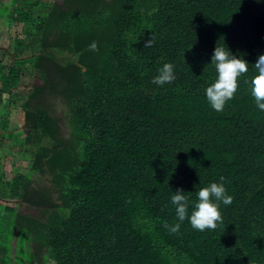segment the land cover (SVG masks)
Here are the masks:
<instances>
[{
    "label": "trees",
    "instance_id": "16d2710c",
    "mask_svg": "<svg viewBox=\"0 0 264 264\" xmlns=\"http://www.w3.org/2000/svg\"><path fill=\"white\" fill-rule=\"evenodd\" d=\"M0 12V145H12L0 224L14 238L39 239L54 264H264V111L245 82L264 53V0H0ZM216 44L248 63L219 112L204 94ZM165 62L175 79L155 85ZM221 176L232 202L216 228L178 221L172 191L195 200Z\"/></svg>",
    "mask_w": 264,
    "mask_h": 264
},
{
    "label": "clouds",
    "instance_id": "9594fccd",
    "mask_svg": "<svg viewBox=\"0 0 264 264\" xmlns=\"http://www.w3.org/2000/svg\"><path fill=\"white\" fill-rule=\"evenodd\" d=\"M150 44L151 40L147 42L148 46ZM91 47L95 49V44H92ZM210 64L214 65L215 79L205 87L204 94L210 107L219 112L223 110L226 102L233 98L237 89L238 78L248 72V63L243 57L233 54L227 46H217L216 44L211 55ZM253 65L255 66V72L251 75L250 79H246L245 82L249 86L250 94L256 107L259 110L264 111V53L258 55ZM33 79L37 78L33 77ZM174 79L173 64L165 62L157 70V74L152 78L151 82L155 85L162 86L172 82ZM18 109L20 112L22 107H17L11 117L13 126H15L13 117L19 113L17 112ZM23 126L24 116L22 121V127ZM223 180L224 177L221 176L219 178L220 182H210L206 186L200 187L196 190L195 200H190L189 197L184 195V191H181L180 189L172 191L170 202L175 207V215L178 221L182 222L187 218L191 227L198 231L215 229L217 223L221 222L222 219L219 212V205L221 203L223 205H230L232 202V196L227 193ZM189 208H191L190 213ZM178 228L179 224H176L173 225L170 230L175 232ZM28 237L25 239L26 242ZM2 255L3 254L0 256L2 257ZM45 260L47 261L43 262ZM45 260H42V264H54L49 258H47V256Z\"/></svg>",
    "mask_w": 264,
    "mask_h": 264
},
{
    "label": "rangeland",
    "instance_id": "374dc122",
    "mask_svg": "<svg viewBox=\"0 0 264 264\" xmlns=\"http://www.w3.org/2000/svg\"><path fill=\"white\" fill-rule=\"evenodd\" d=\"M5 1L7 3H10V0H5ZM54 2L57 4H60L61 0H54ZM10 10L11 8L9 7V5H7L6 12L10 13ZM1 14L2 12H0V39L2 43H6L8 37L4 32V24H3V19H2ZM4 20L6 21V24H8L7 18H4ZM2 59L4 61L3 65L9 66V64L11 63L10 56H4ZM32 82H36L37 84L42 83L41 79H38V78L33 79V77L26 76V75L23 76L22 84H29ZM6 95L8 96V94ZM55 102L57 103L55 107V113L59 117L60 121L64 124V117H65V112H66L65 107H63L59 101H55ZM2 107L3 106H0V114L4 112V108ZM17 112H19V109L17 110ZM23 116L24 115H23L22 109L19 113L15 115L14 122H15V126H17L16 128L22 127ZM64 131H66L65 126H64ZM9 143L10 144L0 145V157L4 159L0 162V173H1V170L4 169V167L5 168L7 167L5 163L8 161L9 159L8 154L10 153V152L7 153V149L12 148L11 142ZM30 165H31V162L24 158H22L21 160L15 163V167H17L20 172L22 171L27 172ZM14 176L15 175H11V178H13ZM42 183H44V181H42ZM6 203H8L9 205H13V206L15 205L14 202H10V201H7ZM0 205H5V202L0 201ZM17 209L23 214L32 213L30 207L24 204L19 205ZM25 239L26 238L24 236L21 238H16V237L14 238V235L11 233L10 229L4 224H0V246H5L7 244H10L9 246L12 247L11 248L12 250L10 249L9 256L8 254L6 255V257H8L9 260L11 261V264H27L26 261L23 260V257H26V259H31L33 256H36V255H39V257H41L42 260H45L47 256V251L45 248H43L40 245L39 239L37 240L36 238L31 237V236L28 237L27 242ZM24 245L25 247L23 248ZM46 261L47 260L43 262H46Z\"/></svg>",
    "mask_w": 264,
    "mask_h": 264
},
{
    "label": "crops",
    "instance_id": "0c3cea01",
    "mask_svg": "<svg viewBox=\"0 0 264 264\" xmlns=\"http://www.w3.org/2000/svg\"><path fill=\"white\" fill-rule=\"evenodd\" d=\"M16 114V113H15ZM13 120H15V116L13 117Z\"/></svg>",
    "mask_w": 264,
    "mask_h": 264
}]
</instances>
